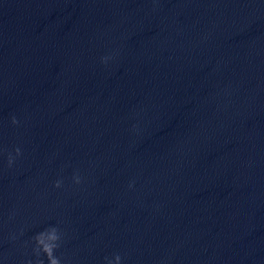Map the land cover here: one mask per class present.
I'll return each mask as SVG.
<instances>
[{
  "label": "clouds",
  "instance_id": "1",
  "mask_svg": "<svg viewBox=\"0 0 264 264\" xmlns=\"http://www.w3.org/2000/svg\"><path fill=\"white\" fill-rule=\"evenodd\" d=\"M13 122H15V120ZM16 151L19 154V149H17ZM11 163H12V160L10 158L9 159V164H11ZM76 182L79 183V178L78 177L76 178ZM56 186L59 187V182H57ZM57 239H58V236L56 234V230L53 229L51 231V233L48 234L47 240L51 241V242H55ZM37 242L40 245H43V251L48 255L49 260H50V264H59L58 260L56 258H54L53 255H52L53 248L55 247V244L54 243H45V237H44L43 233L38 235ZM116 260L118 262L120 260V257L117 256Z\"/></svg>",
  "mask_w": 264,
  "mask_h": 264
}]
</instances>
